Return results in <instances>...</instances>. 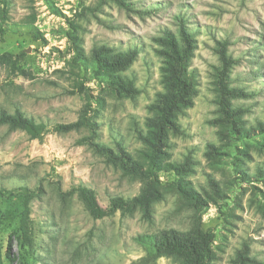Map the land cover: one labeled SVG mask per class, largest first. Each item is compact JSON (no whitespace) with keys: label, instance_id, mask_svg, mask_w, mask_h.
I'll return each mask as SVG.
<instances>
[{"label":"rangeland","instance_id":"obj_1","mask_svg":"<svg viewBox=\"0 0 264 264\" xmlns=\"http://www.w3.org/2000/svg\"><path fill=\"white\" fill-rule=\"evenodd\" d=\"M5 1L6 20L0 24L5 31L0 35V111L12 114L19 109L48 130L76 121L85 102L70 93L79 78L66 64L71 54L64 19L53 15L43 0ZM52 1L68 18L82 8L93 10L74 18L87 57L101 45L114 52L137 50L136 60L120 73L132 81L137 91L133 98L117 97L94 82L87 85L93 96L103 99V107L94 115L97 141L114 150L120 147L135 159L144 148L138 135L145 133V120L151 116L148 107L163 92L162 57L154 39L165 31L176 35L179 23L192 34L196 49L188 72L196 95L193 106L177 117L181 134L169 136L165 162L181 164L188 159L191 171L183 179L202 196L213 194L212 180L222 194L218 205L210 204L201 214L203 227L215 236L214 264H231L243 248L250 258L264 264V185L242 181L232 165L236 156L248 177L258 168L264 170V149H257L264 136L243 142L227 140L213 123L218 117L217 49L225 43L234 62L229 86L248 94L232 100V106L245 110L240 117L245 129L264 124V0H126L146 15L112 3L98 6V0ZM8 56L23 73L10 71L3 59ZM86 78H90L89 68ZM86 135L83 130L49 131L41 140H30L24 132L0 126V189L40 190L30 203V248L19 237V199L0 200V264H178L169 258H152L151 249L136 241L139 236L170 229L186 232L192 227L193 211L174 192L164 193L152 206L150 221L139 211L94 220L75 195H65L83 185L107 209L114 197L128 200L140 193V182L123 177L102 157L76 144ZM209 145L217 151L211 152ZM174 177L173 173L160 174L165 182Z\"/></svg>","mask_w":264,"mask_h":264},{"label":"trees","instance_id":"obj_2","mask_svg":"<svg viewBox=\"0 0 264 264\" xmlns=\"http://www.w3.org/2000/svg\"><path fill=\"white\" fill-rule=\"evenodd\" d=\"M43 1L53 15L64 19L67 26L64 37L71 57L66 64L70 67L73 75L79 78V81L77 80L74 85L75 91L70 93L81 96L85 103L76 121L56 124L52 126L51 130H48L44 124L36 123L33 119L26 117L19 109H15L12 114L0 111V126L24 132L30 140H41L49 131L58 134L86 131L87 135L78 139L76 144L86 146L94 154L102 157L106 163L118 169L123 177L140 182V193L128 200L114 197L110 200L107 209H102L97 203L94 191L83 185L72 187L65 195H75L88 215L94 220L111 216L116 212L122 215H131L139 211L144 220L150 221L152 206L163 199L164 193L174 192L179 201L193 211L192 227L186 232L174 229L163 230L153 235L139 236L136 241L148 246L154 259L169 258L178 264H214L215 236L210 229L203 227L201 214L210 204L218 205V199L222 198V194L212 180L209 181V184L213 194L202 196L191 187L189 181L183 179L191 171L188 159L181 164L165 162V150L168 146L169 136L181 134L177 117L193 106V99L196 95V84L188 72L190 60L196 49L192 34L183 24L179 23L176 35L165 31L162 36L154 39V42L160 47L157 53L162 57L160 77L163 92L157 94L155 101L148 107L151 116L145 120V133L138 135L144 148L135 159L120 147L114 150L97 141L98 124L94 115L98 109L103 107V99L93 96L92 90L87 85L94 82L96 85L106 86L117 97L133 98L137 91L133 87L132 81L120 73L126 71L136 60L137 50L133 48L125 52H114L113 49L101 45L92 48L89 57H87L82 38L79 36L81 28L74 22V18L82 17L86 15V11L91 13L93 10L82 8V13L74 12L73 16L68 18L54 7L52 0ZM2 3L0 24L6 20L7 15V2L2 0ZM107 3H112L124 11L140 15L147 14V12L136 10L134 4L126 0H98V6ZM155 11L157 10H153V12ZM4 32L0 29V35H3ZM39 38L46 45L45 40L42 37ZM20 55L24 56V53ZM217 55L220 62L215 74L218 117L214 120V125L221 127L220 135L227 140L243 142L257 136H264V124L259 123L255 128L245 129L240 118L245 110L232 106V100L246 98L248 94L229 86L228 73L234 62L226 53L225 43L219 44ZM3 59L10 71L23 73L22 68L10 56L3 57ZM87 68H89L90 78H86ZM257 144L260 146L257 149H264V142L260 144L257 142ZM208 148L211 152L217 151L212 145H209ZM233 161L232 165L239 179L248 183L254 181L264 185L263 169L258 168L254 176L248 177L236 163L238 161L236 156L233 157ZM161 173H173L176 177L166 182L161 181ZM39 195V189L36 191L0 189V200L19 199L21 204L19 237L23 246L28 248L33 243L30 203ZM231 264L260 263L250 258L246 248H243L237 252Z\"/></svg>","mask_w":264,"mask_h":264}]
</instances>
